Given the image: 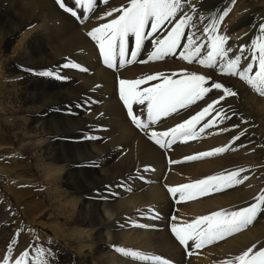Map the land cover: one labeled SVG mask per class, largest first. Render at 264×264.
<instances>
[{"label": "bare ground", "instance_id": "obj_1", "mask_svg": "<svg viewBox=\"0 0 264 264\" xmlns=\"http://www.w3.org/2000/svg\"><path fill=\"white\" fill-rule=\"evenodd\" d=\"M213 1L188 0L184 7L195 22L186 34L196 32L201 42L203 28L225 11H198L203 3ZM129 2L109 0V6L118 8ZM254 2L242 0L219 26L233 48L250 44L245 42L252 25L264 14V8H248ZM189 4L197 11L192 12ZM258 4L264 7V0ZM109 6L101 0L95 14L89 13L81 24L56 0H0V208H10L15 214L0 218V262L8 256L14 264L25 249L34 257L37 246L49 250L58 264H159L125 256L117 247L159 256L168 264H222L253 245L254 251L264 248V212L243 231L200 249L192 241L187 247L180 245L171 232L173 224L214 211L239 210L264 194V96L236 77L220 75L197 62L188 64L178 55L144 62V67L121 70L124 66L118 65L120 72L106 70L97 45H92L86 33L119 15L100 20ZM77 10L83 15L79 6ZM172 26L167 25L160 35ZM151 46L145 48L143 61L148 60ZM246 55L251 59V52ZM182 70L210 76L237 96L221 101L231 119L204 131L198 125L191 143L181 141L177 146V141V147L163 152L146 139L150 131L168 130L222 93L213 90L186 115L173 114L162 128L150 125L141 131L116 96V84L120 79L156 73H175L180 78ZM45 72L52 75H42ZM133 109L140 111L137 105ZM141 117L147 120L146 111ZM237 135L239 140L233 141ZM222 146L231 150L186 159ZM241 169L238 179H247L231 188L184 200L168 191ZM45 220L47 227L40 226ZM17 236L18 243L9 253L8 245Z\"/></svg>", "mask_w": 264, "mask_h": 264}, {"label": "snow or ice", "instance_id": "obj_2", "mask_svg": "<svg viewBox=\"0 0 264 264\" xmlns=\"http://www.w3.org/2000/svg\"><path fill=\"white\" fill-rule=\"evenodd\" d=\"M101 0H56L58 6L81 24L89 19V13L95 14L96 8ZM109 6V0H102ZM71 3L72 6H66ZM188 0H130L127 5L111 8L100 17L104 20L118 16L104 23H99L87 31V36L95 42L98 47L103 64L109 69L116 67L117 59L123 67L125 63L131 64L141 52L146 39H155L152 50L148 52L149 61H163L167 57L179 56L188 64L197 62L205 69L217 70L218 74L236 77L245 82L252 90L264 96V22L259 25L261 36L254 38L248 45H240L233 48L228 44L230 37L219 31V26L230 10L214 18L211 23L203 28L204 42L197 38L196 32L186 34V29L195 27L194 18L184 11ZM82 10L81 15L78 10ZM192 12L197 9L193 4L188 5ZM167 25H173L163 38L156 36L165 30ZM147 30V31H146ZM134 37L135 50L128 56L129 37ZM185 40V43H181ZM182 51L177 52L178 49ZM251 52V59L246 53ZM238 53V54H237ZM242 60L245 62L242 64ZM69 67V65H65ZM78 67V65H71ZM255 69V71H254ZM87 71V69H82ZM42 75L50 76L52 73L45 72ZM176 74L166 75L164 73L150 74L145 78L134 80H119V96L127 110V116L132 124L141 131L149 130L150 125L161 122L162 118L171 117L173 114L179 116L181 111L190 109L216 90L222 94L217 99L209 102L201 110L190 115L189 118L177 123L166 131H150L149 139L153 140L160 148H169L177 141H187L197 137L196 128L200 131L211 129L217 122L229 120L231 117L221 106V101L228 97L237 96V92L225 86L222 82L214 81L210 76L197 74L182 70L180 78ZM57 79L61 77L57 76ZM148 81H160L151 87L141 88L140 85ZM133 105L140 108L134 113ZM146 111L147 120L141 119ZM214 118L208 119L213 116ZM235 115V113H233ZM233 127H239L234 125ZM239 135L233 137V141L239 140ZM231 150L229 146L217 147L213 150L189 156L187 160H198L212 157ZM233 171L228 174L220 173L207 178L199 179L194 183L182 184L177 187H169L168 191L173 195L179 193L180 199H193L197 194H207L212 190L221 191L234 185L243 183L247 177L238 179L240 172ZM257 202L239 210H219L211 214L195 218L191 222L173 224L171 232L180 245L187 247L189 241L194 243L196 249L203 246L223 241L246 229L256 219L258 213L264 212V194L256 198ZM176 220L177 217H173ZM18 243V236L8 245L11 253L13 245ZM255 245L242 251L232 260L222 264H264V248L255 250ZM117 252L133 259L147 261L152 260L159 264H168L159 256H147L141 252L126 250L121 247L115 249ZM50 251L43 247H35V256H30L29 249H25L15 258L14 264H49L46 258ZM3 264H10V258L6 256Z\"/></svg>", "mask_w": 264, "mask_h": 264}, {"label": "rangeland", "instance_id": "obj_3", "mask_svg": "<svg viewBox=\"0 0 264 264\" xmlns=\"http://www.w3.org/2000/svg\"><path fill=\"white\" fill-rule=\"evenodd\" d=\"M258 1L259 0H255V2L252 4V5H249L248 6V8H264V7H262V5L261 4H258ZM242 2V0H214L213 2H206V3H203L202 5H200L199 7H198V11H206V12H209V11H213V10H230L232 7H235V5H237V4H239V3H241ZM248 8H245V9H248ZM216 18V17H215ZM262 22H264V14L262 15V18L261 19H259L258 21H256L253 25H252V28H251V31H250V35H249V38H248V40L245 42V44L246 43H250L254 38H256V37H259V36H261L262 34H261V32H260V30H259V25L262 23ZM171 28V27H170ZM170 28H168L167 30H166V32L168 31V30H170ZM147 31V30H146ZM161 33V32H160ZM160 33L158 34V37L159 36H161V38H163L162 37V35L163 34H161L160 35ZM164 35H166V34H164ZM163 35V36H164ZM147 41V42H146ZM151 42V43H150ZM153 43H155V39H152V40H148V39H146L145 40V42H144V45H143V49L141 50V52L138 54V56L136 57V61H141V62H133V63H131V64H128L127 62V64H125L124 65V67L121 69V70H124V69H127V67H132V66H136V65H138L139 67H144V65H145V63L143 62V60H142V58L144 57L145 58V56L144 55H146L145 54V48L146 47H149V46H151V44H153ZM93 44H95V42L94 41H92V45ZM134 48V49H133ZM152 48V46L150 47V49H149V51L148 52H150V50H152L151 49ZM133 50H135V41H134V38L131 36V37H129V45H128V56L126 57V61H127V59H130V53H131V51H133ZM148 52H147V54H148ZM139 60H138V59ZM102 58H101V65L103 64V62H102ZM145 61V60H144ZM138 63V64H137ZM144 63V64H143ZM147 64V63H146ZM119 60L117 59V62H116V67H114L113 69L114 70H112V69H107L108 67L107 66H105L104 64L102 65L106 70H111V71H114V72H120L121 70H117L118 68H120L119 66ZM128 65V66H127ZM46 66H48V65H44V68L46 67ZM254 71H255V69H254ZM148 82H151V81H148ZM148 82H146V83H148ZM145 83V84H146ZM119 84V81L117 82V84H116V93H118V94H116V96L118 97L119 96V91H118V89H119V87H120V85H118ZM145 84H142L143 86L145 85ZM142 85H140V86H142ZM118 86V87H117ZM198 103H200V102H198ZM198 103H197V105H198ZM197 105H196V107H197ZM122 107L123 108H125L124 107V105H122ZM228 108H230V107H228ZM125 110H126V108H125ZM190 109H188V110H183V111H181V114H183V115H186L187 113H189L188 111H189ZM234 110V109H233ZM233 110H231L230 109V111H233ZM127 111V110H126ZM125 111V112H126ZM126 114H127V112H126ZM181 114H179V116L181 115ZM231 115H233V114H231ZM173 116V115H172ZM174 116H176L175 114H174ZM177 117V116H176ZM168 118H169V120H171V117H167V118H162V122H159V123H157L156 125H154V126H158V127H160V128H162L163 126H165V124L164 123H166V121L168 120ZM141 119H142V117H141ZM163 121H165V122H163ZM182 122V121H181ZM252 129V127L249 129V130H251ZM157 130V129H156ZM158 130H160V129H158ZM148 137V138H147ZM146 139L149 141V142H151L156 148H158V149H161L162 150V148H159V146L153 141H150L151 139H149V135L148 136H146ZM192 139H189V140H187V142L185 141V142H183L184 143V145H185V143H187V144H189V143H191L192 141H191ZM181 141H184V140H181ZM181 141H178L177 143H178V145H177V143H174L171 147H177V146H181L182 144V142ZM191 141V142H190ZM186 144V145H187ZM177 145V146H176ZM171 147H169V148H167V149H171ZM166 148H164L162 151L163 152H168V150L166 149ZM168 163H169V161H168ZM12 209H10V208H8L7 210H5V209H1L0 208V218L1 217H4L5 219L6 218H14L15 217V214L12 212H10ZM10 212V213H9ZM14 216V217H13ZM31 218L33 219V218H36V215H34V214H31ZM173 217H170V220H173L172 219ZM7 221V220H6ZM40 226H45V227H47V220H45L44 221V223H40ZM51 232H52V230H51ZM53 234H55L54 232H52ZM52 238H55V235L52 237ZM47 259L49 260V264H58L57 262H55L54 261V258H52V257H50V256H47ZM0 264H2V262H0Z\"/></svg>", "mask_w": 264, "mask_h": 264}, {"label": "water", "instance_id": "obj_4", "mask_svg": "<svg viewBox=\"0 0 264 264\" xmlns=\"http://www.w3.org/2000/svg\"><path fill=\"white\" fill-rule=\"evenodd\" d=\"M44 231H46V230L44 229Z\"/></svg>", "mask_w": 264, "mask_h": 264}]
</instances>
